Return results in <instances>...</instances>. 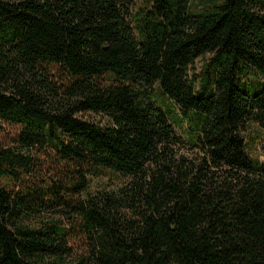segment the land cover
Wrapping results in <instances>:
<instances>
[{
  "label": "trees",
  "instance_id": "trees-1",
  "mask_svg": "<svg viewBox=\"0 0 264 264\" xmlns=\"http://www.w3.org/2000/svg\"><path fill=\"white\" fill-rule=\"evenodd\" d=\"M250 126L264 0H0V264H264Z\"/></svg>",
  "mask_w": 264,
  "mask_h": 264
},
{
  "label": "rangeland",
  "instance_id": "rangeland-1",
  "mask_svg": "<svg viewBox=\"0 0 264 264\" xmlns=\"http://www.w3.org/2000/svg\"><path fill=\"white\" fill-rule=\"evenodd\" d=\"M206 57H202L199 59H196L194 63L190 66V68L193 69L194 72H197L203 59ZM175 133L181 137L180 139V148L179 151L181 153H187V146L184 144V136L181 131H179L177 128L174 129ZM246 142H248V153L254 157L259 159L260 161L264 160V130H259L255 126H250V129L248 131V135L246 137ZM188 154V153H187ZM102 183V180H96L93 182L91 189L98 188V185H94L95 183Z\"/></svg>",
  "mask_w": 264,
  "mask_h": 264
}]
</instances>
